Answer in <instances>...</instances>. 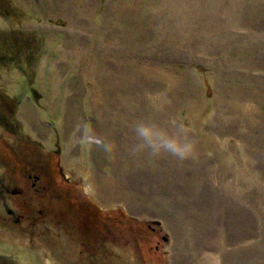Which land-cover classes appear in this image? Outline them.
<instances>
[{"label": "rangeland", "instance_id": "1", "mask_svg": "<svg viewBox=\"0 0 264 264\" xmlns=\"http://www.w3.org/2000/svg\"><path fill=\"white\" fill-rule=\"evenodd\" d=\"M18 31L0 264H264V0H0Z\"/></svg>", "mask_w": 264, "mask_h": 264}, {"label": "clouds", "instance_id": "2", "mask_svg": "<svg viewBox=\"0 0 264 264\" xmlns=\"http://www.w3.org/2000/svg\"><path fill=\"white\" fill-rule=\"evenodd\" d=\"M154 127L144 122L134 126L133 131L137 139L133 146L134 151L147 150L152 156L167 153L181 160L195 157L197 145L186 136L187 130L182 125L177 126V136H169L163 131L154 133Z\"/></svg>", "mask_w": 264, "mask_h": 264}, {"label": "trees", "instance_id": "3", "mask_svg": "<svg viewBox=\"0 0 264 264\" xmlns=\"http://www.w3.org/2000/svg\"><path fill=\"white\" fill-rule=\"evenodd\" d=\"M21 32L20 31L13 32L15 34V36H10L11 38H7L8 40H10L11 45H9L5 42L3 43L2 40H4V39H1V36H0V64H2L4 60H6L10 63V65H14V66L19 65L18 63H19L21 58H19V56H17V54L15 53L16 52L15 48H16L17 41L19 40L18 38L22 34ZM25 64H28V60H26ZM6 66L7 65H5V67ZM1 95L2 94L0 93V102L2 104V105L0 104V126L5 127L6 122H7V124H9V123L6 120V116L4 114V110H3L4 108L3 107L5 106V104H4V101L3 102L1 101V100H3L1 98Z\"/></svg>", "mask_w": 264, "mask_h": 264}]
</instances>
